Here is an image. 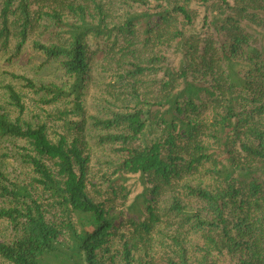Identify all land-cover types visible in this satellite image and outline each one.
Masks as SVG:
<instances>
[{"label":"trees","instance_id":"trees-1","mask_svg":"<svg viewBox=\"0 0 264 264\" xmlns=\"http://www.w3.org/2000/svg\"><path fill=\"white\" fill-rule=\"evenodd\" d=\"M263 34L264 0H0V52L62 71L10 73L31 121L5 85L0 264H264Z\"/></svg>","mask_w":264,"mask_h":264},{"label":"rangeland","instance_id":"rangeland-1","mask_svg":"<svg viewBox=\"0 0 264 264\" xmlns=\"http://www.w3.org/2000/svg\"><path fill=\"white\" fill-rule=\"evenodd\" d=\"M257 36L258 40L254 45L264 47V34L262 36ZM12 51L13 49H11V52ZM7 56V52H0V109L8 111L12 116L16 115L15 107L10 103L5 88V85L10 83L15 86L25 102L26 110L24 112V118L30 121L33 117L34 119H38L37 115H39V117L43 116L42 106L36 103L35 95L27 88L23 87L22 82L12 77L10 73L22 74L32 77L37 81L46 82L48 80H59L62 71L58 70L54 64H49L44 68L38 69L37 64L40 60L38 54L28 47L12 59H8ZM5 152H8L9 156H4ZM0 166L11 178H16L18 180L27 178V169L14 157L11 145L4 140H0ZM126 182L131 189V198L142 189L137 174H129ZM2 205L3 203L0 200V206ZM13 234L7 221L0 219V240H9Z\"/></svg>","mask_w":264,"mask_h":264}]
</instances>
